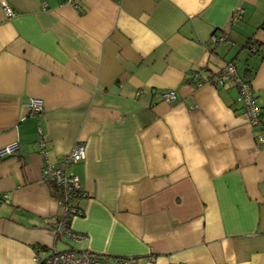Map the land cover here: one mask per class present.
Returning <instances> with one entry per match:
<instances>
[{
  "label": "crops",
  "instance_id": "1",
  "mask_svg": "<svg viewBox=\"0 0 264 264\" xmlns=\"http://www.w3.org/2000/svg\"><path fill=\"white\" fill-rule=\"evenodd\" d=\"M262 23L264 0H0V147L18 144L0 157V264L68 247L129 264H264L262 128L234 86L188 80L233 60L264 114V55L243 48L252 37L264 53ZM40 137L53 163L85 145L71 166L80 242L47 224L61 205Z\"/></svg>",
  "mask_w": 264,
  "mask_h": 264
},
{
  "label": "built area",
  "instance_id": "2",
  "mask_svg": "<svg viewBox=\"0 0 264 264\" xmlns=\"http://www.w3.org/2000/svg\"><path fill=\"white\" fill-rule=\"evenodd\" d=\"M4 12L7 15L12 13L10 7L4 5ZM244 9L236 7L232 12V21H238L243 15ZM213 41H224L227 37L223 33L216 32L212 34ZM206 81H210L206 79ZM216 84H235L238 89L239 96L243 103L245 113L249 117V121L253 125L261 126V130L256 133L255 139L259 145L264 146V114L255 105L254 96L251 90V83L240 78L231 63H226L220 72L215 77ZM200 82H196L199 84ZM214 83V84H215ZM161 98L164 101H173L176 99L174 90H165L161 93ZM28 109L30 113H38L43 109V101L39 97L31 98L28 102ZM36 145L40 154L43 157V166L41 170V178L45 183L51 184L57 188L60 196L58 202L61 205V212L47 218V224L53 235L55 241H60L64 238L70 239L74 242H80L84 239V234L74 231L68 223V219L77 212V204L82 195L79 179L71 169L72 164L80 160L84 155L85 145L83 142H75L68 153L61 156L58 163H53L49 157L48 152L44 146V140L40 137ZM18 149L17 142L9 143L0 147V157L12 156L16 154ZM34 264H129L134 259L127 257H115L109 259L105 254L93 253L88 250H79L74 247H68L64 250L51 249L50 252L44 256H39L34 253L32 257Z\"/></svg>",
  "mask_w": 264,
  "mask_h": 264
},
{
  "label": "trees",
  "instance_id": "3",
  "mask_svg": "<svg viewBox=\"0 0 264 264\" xmlns=\"http://www.w3.org/2000/svg\"><path fill=\"white\" fill-rule=\"evenodd\" d=\"M259 27L264 28V23H262L261 26H259ZM214 33H216V30H214V31L211 33V35H210V39H211V41H212L213 43H217L218 41H213L212 38H211V37H212V34H214ZM243 48H245V49H246L249 53H251V54L256 53V54L261 55V57H262V55H264V53H262L261 44H259V42L256 41V40H254L252 37H249V38L245 41V43H244V45H243ZM226 63H231V64H233L234 67H235V64H234L233 60L227 61ZM226 63H225V64H226ZM222 68H223V66H222L218 71H216V72L213 73V74L207 75L205 78H201V76L199 75V72H198V71H192V72L190 73V77H188V80L191 81L192 83H194L195 85H199V84L202 83V82H208V83L214 85L215 87H218V88H219V87L224 86V85H226V84H230L231 86H234V87L237 89V86H236L235 84H231V83H226V84H216V83L214 82L215 77L217 76V74L220 72V70H221ZM235 70H236V69H235ZM248 74H249V73H248ZM238 76H239L240 78H242L239 74H238ZM206 79H209L210 81H206ZM242 79H243V80H246V81H248V82H250L249 79H244V78H242ZM196 82H200V83H199V84H196ZM214 83H215V84H214ZM168 90H169V89H168ZM237 91H238V89H237ZM55 190L58 192L57 188H55ZM58 194H59V192H58ZM59 196H60V194H59ZM76 206H77V212L82 213V208H81V206L79 205V202H78V204H77ZM70 220H71V215H70V217H69V219H68V223H70Z\"/></svg>",
  "mask_w": 264,
  "mask_h": 264
}]
</instances>
